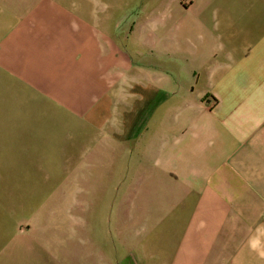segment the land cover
<instances>
[{"label":"crops","instance_id":"crops-1","mask_svg":"<svg viewBox=\"0 0 264 264\" xmlns=\"http://www.w3.org/2000/svg\"><path fill=\"white\" fill-rule=\"evenodd\" d=\"M0 142L78 179L85 261L264 264V0H0Z\"/></svg>","mask_w":264,"mask_h":264},{"label":"rangeland","instance_id":"rangeland-1","mask_svg":"<svg viewBox=\"0 0 264 264\" xmlns=\"http://www.w3.org/2000/svg\"><path fill=\"white\" fill-rule=\"evenodd\" d=\"M15 156L0 152V261L103 264L94 245L86 249L88 261L80 247L85 203L78 179L62 185V170L19 169ZM46 172L50 180L44 179ZM64 194L69 207L62 201ZM89 225L96 227L97 219H90Z\"/></svg>","mask_w":264,"mask_h":264},{"label":"clouds","instance_id":"clouds-1","mask_svg":"<svg viewBox=\"0 0 264 264\" xmlns=\"http://www.w3.org/2000/svg\"><path fill=\"white\" fill-rule=\"evenodd\" d=\"M256 232L257 236H254L249 240V246L252 250L257 251L261 258H264V245H262L260 239V236L264 235V225L258 227Z\"/></svg>","mask_w":264,"mask_h":264}]
</instances>
